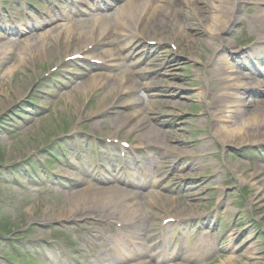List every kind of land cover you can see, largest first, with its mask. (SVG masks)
Instances as JSON below:
<instances>
[{
	"label": "rangeland",
	"instance_id": "rangeland-1",
	"mask_svg": "<svg viewBox=\"0 0 264 264\" xmlns=\"http://www.w3.org/2000/svg\"><path fill=\"white\" fill-rule=\"evenodd\" d=\"M254 1L257 0L250 2ZM255 11L253 3L245 5L241 13L245 20L244 33L241 24H238L228 35L230 40L244 49L250 47L259 35V29H255L252 23L251 34L245 30L247 21ZM119 14V9L113 11L107 17L108 21L111 22L113 18L117 20ZM182 21L184 24L188 23L186 17ZM74 24L82 28L91 25L88 21H76ZM60 26L62 25L55 24L43 28L40 35L58 30ZM191 28H185L173 42L163 41L165 46L162 53L156 54L158 67L154 68L146 66L143 49L148 47V40L165 39L163 33L159 31L155 35L147 29L143 34L144 39L130 40L132 46H138L134 53L139 57L125 59L124 69L115 72L113 76L121 77L128 69L144 72L137 74L140 84L134 91L119 93L120 100L115 104L112 113L97 116L94 113L100 100L111 89L112 83L104 89H93L90 92L86 91L87 83L79 85L78 88L74 87L73 90L61 88L56 80L63 78L64 82H71L75 78L74 68L81 72L79 66L82 65L81 62L67 65L65 51L54 52L45 61L37 60L24 68H17L10 82L0 83V264H67L71 259L61 256L70 252L67 243L75 247V243L79 245L82 239L88 237L89 232L96 231L92 239L102 234L99 229L93 227L97 223L91 221L93 218L102 219L101 211L87 209L88 206L83 210L69 208L68 191L80 190L82 185L69 180L74 178L72 173L64 179L63 175L67 174L68 170L64 166V158L63 166H54L50 172L46 170V173L39 174L41 180L36 187L27 183L30 164H42L47 158L55 159L48 152L57 149L59 143L68 149L69 161L71 157L79 155L78 149H74V140L81 139L83 147L85 144L93 148L96 143V139L91 135L93 133L102 137L130 140L135 145L143 144L153 137L145 139L141 137V132L152 126L157 130V138H153L156 143L163 142L158 137L159 134H166L164 145L173 147L177 141H182L179 147L176 146L178 154L174 153L177 157L186 156L176 162L174 170L171 167L172 160H167L161 171H155L152 166L144 170L159 177V187L172 201L173 208L163 209L160 206V211L146 204L147 208L160 215L155 217V214H151L156 226L158 225L157 228H160L159 220L162 217L195 216L197 218L189 219L184 228L194 225H203L205 228L214 226L216 229L220 227L221 255L212 264H219L230 258L231 249L225 246L230 230L238 236L235 247L243 245L250 238L251 245L256 250L254 258H250L245 252L248 244L237 250V264H264V185L261 178L255 185L250 177L259 163L257 153L264 148L250 146L225 149L212 139L215 129L213 119L198 95L205 79L196 77L198 72L206 74V58L211 51L205 46L207 37L202 31V24L195 19ZM187 33L193 38L204 40L203 43L191 50ZM0 36L2 37L1 33ZM19 47V44L15 45L12 54L0 62V77L6 74L10 65L15 62ZM149 48L158 49V46ZM70 53H74V49ZM192 54L199 55L202 62L200 59L192 61ZM70 64L73 67H70ZM61 67L64 72L48 78L55 68ZM157 69H161L162 75L156 78V82H152L154 74L145 70ZM68 71L73 74L70 75ZM17 89L20 93L24 92L22 97L16 96ZM216 91L217 88H212L211 92ZM67 93L73 95L67 96ZM138 97L143 99L142 106ZM258 97L263 100L264 92L261 91ZM135 111H141L134 120H143V129L130 131L129 126L120 129L117 122L124 117L133 116ZM166 156L163 154L161 157ZM154 158L157 159L156 156ZM149 159L145 155L140 157L139 161L144 165L145 162L149 164ZM227 163H233L243 171L244 183ZM172 172L174 174L171 175ZM60 181H65L67 187L55 190L56 182ZM184 186L190 188L189 192H184ZM145 199L140 196L138 202L145 205ZM188 203H191V206H187ZM69 214L72 215L68 219L59 217ZM115 217L128 221L121 216ZM140 217L142 216L137 215L135 221ZM193 233L194 231L190 238H186L189 252L193 251L197 243ZM71 237L75 242L70 240ZM200 237L203 240V235ZM92 239L88 238L89 241ZM58 241H63V244L56 243ZM195 255L196 252L191 253V257Z\"/></svg>",
	"mask_w": 264,
	"mask_h": 264
},
{
	"label": "bare ground",
	"instance_id": "bare-ground-1",
	"mask_svg": "<svg viewBox=\"0 0 264 264\" xmlns=\"http://www.w3.org/2000/svg\"><path fill=\"white\" fill-rule=\"evenodd\" d=\"M249 3L257 4V9L251 20L253 27L259 29L257 41L250 48V51H255L264 44V0H258L257 2H250V0H154V3H152V0H130L118 15L116 27H111L104 20L98 19L92 21L91 25L85 26V28L76 24H70L64 28L60 26L58 30L48 31L39 35L36 39L29 38L20 42L18 56L8 68L7 73L0 77V83L10 82L17 68H24L37 60L45 61L54 52L65 51V57H68L72 54L81 53L88 46L94 43L98 44V42L113 46L115 45V37L116 40L124 37L121 31L122 27L130 28V31L127 30L128 37L132 35L133 31L143 35L148 29L155 35L159 31L162 32L165 39H160L161 42L165 40L173 42L185 28H191L192 22L197 19L202 24V31L207 39L204 41L193 38L192 35L187 33V42L190 44L191 50H194L204 41L205 46L211 51L206 58V74L198 72L196 77L205 79L198 95L199 99L206 104V111L213 119L215 129L212 133V139L225 149L229 147L264 146V100H256L255 97H251L256 90H264V84L258 80H248L241 76L239 68L247 67V63L242 61L243 55L247 52L238 48L235 42L228 38L234 27L241 23V13L244 5ZM184 17L188 20L186 24L182 21ZM257 19L258 23H255ZM251 23L248 24L249 31H252ZM256 25H258L257 28ZM15 45L11 42L0 43V62L5 61L12 54V48ZM72 49H74V53H70ZM93 57L100 58L98 55ZM120 57V53L113 52L109 67L118 65L117 61ZM231 57H236L237 60L230 62ZM200 58L196 54H192L190 57L192 61H197ZM146 60L150 65H155L154 60L148 54ZM84 83H87L86 91L89 92L93 89H104L109 83H112L108 94L104 95L98 104V109L94 111L95 116L112 113L115 104L120 100L119 93H129L134 91L135 87H138V84L129 73H123L121 77L114 78L105 72H99L82 84ZM212 88H217V91L212 93ZM15 93L18 98L24 95V92L20 93L18 89ZM72 95L73 93H67V96ZM256 95L259 94L256 92ZM140 112L135 111L133 116L122 118L117 122V126L120 129L129 126L130 131L143 129V120H134ZM141 133H143L141 137L145 139L157 138V130L153 126L143 129ZM158 137L163 140L162 143H156L152 138L140 145L165 146L164 139L167 135L159 134ZM181 142L177 141L175 146H169L172 153L177 152L176 146L179 147ZM227 165L244 183L243 171L233 163H227ZM250 177L255 185L257 180L261 178L264 185V165L257 164ZM262 190L264 191V186ZM145 198V205H142L138 202L137 193L128 192L121 188L101 189L89 186L69 194L67 201L69 202V208L73 210H83L88 206L87 209L99 210L104 216L119 215L128 219V222L135 221L137 215L143 217L155 214V217H160L151 208H147L146 204L156 207L158 211H160V206L163 209L173 208L171 199L162 194L154 192ZM187 206H191V203H188ZM95 207L99 208L96 209ZM147 210L153 211V213ZM71 215H59V217L68 219ZM247 253L250 258H254L256 250L251 246L250 251H247ZM238 259L227 258L219 264H237Z\"/></svg>",
	"mask_w": 264,
	"mask_h": 264
}]
</instances>
